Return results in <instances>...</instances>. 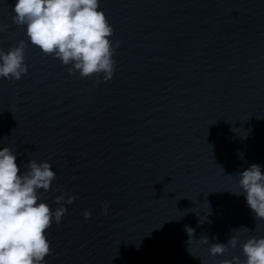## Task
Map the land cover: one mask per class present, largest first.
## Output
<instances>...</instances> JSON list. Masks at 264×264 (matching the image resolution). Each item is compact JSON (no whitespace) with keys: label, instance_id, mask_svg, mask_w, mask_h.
Returning a JSON list of instances; mask_svg holds the SVG:
<instances>
[{"label":"water","instance_id":"obj_1","mask_svg":"<svg viewBox=\"0 0 264 264\" xmlns=\"http://www.w3.org/2000/svg\"><path fill=\"white\" fill-rule=\"evenodd\" d=\"M15 2L0 0V50L24 40L27 74L0 77V149L21 174L51 165L38 192L53 212L76 198L46 230L45 264L244 261L243 243L264 238L233 194L252 164L264 173V0H99L114 30L107 81L32 45ZM231 236L236 248L210 254Z\"/></svg>","mask_w":264,"mask_h":264},{"label":"clouds","instance_id":"obj_2","mask_svg":"<svg viewBox=\"0 0 264 264\" xmlns=\"http://www.w3.org/2000/svg\"><path fill=\"white\" fill-rule=\"evenodd\" d=\"M13 12V23L26 25V35L32 45L43 54L58 58L64 65H72L70 75L79 71L83 78L100 74L105 81L112 78L115 49L110 37L114 30L105 13L99 10V0H16ZM7 27L0 24V32ZM26 48L27 43L21 40L7 52L0 50V77L19 80L22 74H27ZM16 161V154L9 147L0 149V264H45V257L52 254L46 230L52 226L53 219L57 224L61 222L67 212L64 203L72 204L76 198L68 196L65 201L67 193L57 196L55 201L60 206L53 212L49 204L40 202L43 193L38 192L39 189L49 191L56 179L51 165L31 160L27 163L28 171L21 174ZM239 176L242 191L233 194H245L256 219L264 220L261 166L252 164ZM104 210L106 214L107 205ZM90 215L88 211L84 213L86 219ZM187 231L191 240L194 230ZM208 242L206 236L202 237L201 243ZM238 243V237L231 236L226 244H212L210 254L224 255ZM242 250L244 261L233 257L220 264H264V238L247 239Z\"/></svg>","mask_w":264,"mask_h":264}]
</instances>
